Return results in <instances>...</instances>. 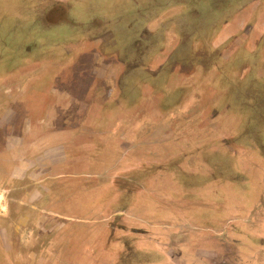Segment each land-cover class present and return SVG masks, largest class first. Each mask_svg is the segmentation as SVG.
Segmentation results:
<instances>
[{
	"label": "rangeland",
	"instance_id": "rangeland-1",
	"mask_svg": "<svg viewBox=\"0 0 264 264\" xmlns=\"http://www.w3.org/2000/svg\"><path fill=\"white\" fill-rule=\"evenodd\" d=\"M216 1L0 0V73L43 60L52 50L64 51L56 34L42 31V17H50L49 25H62L66 37L75 29L79 36L68 38L67 46L107 24L104 33L118 43H111L112 57L105 58L97 46L96 58L78 60L75 72L64 76L66 88L55 85L38 112L45 118L47 113L62 114L58 104L66 107L75 132L47 142L50 147L66 144L68 156L58 150L41 160L21 153L14 156L17 169L12 174L0 173L1 264H231L227 259L250 255L251 245L252 261L237 263L264 264V235L254 237V225L252 236L242 235V252L217 240L225 235L217 230L230 216L246 214L243 208L250 209L252 202L232 198L243 195L241 176H247L235 171L234 164L239 169L252 160L264 164V156L255 155L257 147L252 149V90L262 101L264 80L259 89L252 88L263 58H245L252 54L240 42H226L213 52L216 30L211 32L212 21L204 19L203 8ZM250 1L242 0L241 7ZM195 11L204 16L195 18ZM78 21H91V26H66ZM206 22L210 29L202 34L201 48L202 37L192 34L193 25L203 23L196 28L201 33ZM158 25L144 41L145 28ZM125 47L131 58L121 57L119 50ZM94 67L98 84L89 92L90 79L78 73ZM110 68L114 74L108 81L103 74ZM17 94L22 103L25 92ZM48 125L52 131L62 126L58 121ZM31 141L34 150L45 146ZM223 152L232 154L224 162ZM35 157L34 171L27 159ZM245 168L252 177L264 174V165ZM250 182L246 194L255 190L254 178ZM222 184L224 190L219 189ZM258 202L264 210V197ZM218 253L221 262L216 261Z\"/></svg>",
	"mask_w": 264,
	"mask_h": 264
},
{
	"label": "crops",
	"instance_id": "crops-1",
	"mask_svg": "<svg viewBox=\"0 0 264 264\" xmlns=\"http://www.w3.org/2000/svg\"><path fill=\"white\" fill-rule=\"evenodd\" d=\"M201 1V0H199ZM210 3L212 0H206ZM207 5L203 8L204 12L207 13L208 16L201 15L200 13H193L196 17L204 16V19L207 21L210 19L211 25V32L215 31V40L212 42L214 49L213 52H219V49L221 46H224L225 43L227 44H237L241 43V45L246 48V52L248 55L252 56H246L245 58L252 57V59H258L260 56L263 58V63L260 67V69L257 72V76L252 77V88L254 90L259 89L260 80H264V0H251L250 2H246L242 7V0H217L213 4ZM193 9V8H190ZM48 8L43 9L42 11L43 16L46 14ZM216 13V15H215ZM42 15V12H41ZM193 15V16H194ZM191 18V15H186L185 20L187 23V19ZM43 22H40V27L43 32L55 35L59 37L57 40V44L61 46V48L64 46V50L61 53H58L55 49V52L51 54H47L48 56H44L43 60H35L32 63L30 62L29 65L21 67V68H15L10 69L7 72L0 73V127L6 129L2 133H0V154L5 152V146L4 143H1V140L9 139L14 142L16 140L15 146L10 148L9 154L15 153L17 154H34L39 156V159L43 160V156H47L52 151H58L61 150L66 156H68V153H66V144L62 143L57 146L50 147L47 139L54 136H67L69 134H73L75 131H72L71 128L68 125L72 119L70 117H67L64 113L66 111V107L61 104V106L58 104L57 108L61 107L62 114L56 115V114H45V118H42L41 116H38V112L41 110V106L43 105V101H45V98L47 97V93L55 88L54 86L57 85V88L59 89L60 85L65 86L66 84L63 83L64 76L66 74H70L71 72H75V67H72L78 60L83 58H88L92 56V58H96L97 55V48L101 46L103 48V56L105 58L112 57L111 55V43L114 41L117 45L116 39L112 40L113 36L112 34H106L104 33V30H107V27H110L108 24L105 25V29H97L95 28L94 31L98 30V33H94L93 30H90V36L84 35L86 38L79 39L77 38L75 41L76 43H69L68 46L66 45L67 39L71 38L73 36H79L75 33V29L77 27H84L86 24L91 26L89 23L91 21H88L86 23L78 21L74 22L72 25H67L71 29H74L72 34L69 36H64L62 31L63 27L62 25H49V18L42 17ZM176 17L172 16L171 21L174 22ZM87 20V19H86ZM85 20V21H86ZM177 23L184 22L183 20L176 21ZM99 24V23H98ZM203 24V23H202ZM202 24H194V32L192 34H197V36H201L202 40L199 42L201 43L200 47H202V43L204 42L202 34H207L209 28V24L206 22L204 30L201 33H198L196 31V28L202 27ZM99 25H102L101 23ZM171 25V24H170ZM180 25V24H179ZM186 24V26H188ZM95 26V25H94ZM149 26V25H148ZM62 27V28H61ZM91 28V27H90ZM94 28V27H93ZM159 25L155 27L153 30L150 31L149 27L145 28V31L143 33L142 37L144 41L150 39V37L158 30ZM187 28V27H186ZM177 28L175 27V30ZM208 30V31H207ZM93 31V32H91ZM60 32V34H58ZM89 32V31H88ZM187 31L182 29L181 34L182 38L187 39ZM189 33L190 30L188 31ZM103 35V36H102ZM204 35V36H205ZM47 36V35H46ZM96 36H102L98 39H96ZM148 36V38L146 37ZM66 37V38H65ZM65 38V39H64ZM79 39V40H78ZM78 40V41H77ZM182 40V39H180ZM104 43V46L102 45ZM110 44V46H107ZM98 46V47H97ZM212 46V47H213ZM110 47V48H109ZM124 47V46H122ZM178 47V46H177ZM186 47V46H185ZM66 48V49H65ZM109 48V49H108ZM128 47L123 48L122 50H119L121 57L123 58H131L130 55H125ZM176 47L172 48L171 45L169 46V50L175 53ZM208 51L211 50V47L206 48ZM223 49V48H221ZM58 50V48H57ZM192 50V49H191ZM207 51V52H208ZM225 51V50H224ZM237 51V50H236ZM207 52H205L207 56ZM173 53H171V56ZM233 55V53H232ZM234 56V55H233ZM232 56V57H233ZM174 57V56H173ZM208 57V56H207ZM223 57L225 56V52L223 53ZM67 58H71L70 61H66ZM181 59V57H180ZM183 59V58H182ZM225 59V58H224ZM66 66H70L73 68V70L65 69ZM245 64H248L247 71L251 72L250 62L246 61ZM56 65V66H54ZM62 66V67H61ZM33 67H36L33 69ZM30 68V69H29ZM97 67H94L92 70L88 69L84 71H80L79 75L87 76L90 79V83L85 87L86 90L89 92H92L96 89V85L98 84L96 80L97 74H96ZM252 73H253V67H252ZM114 74V71L112 68L106 69L105 73L103 74V78L106 80L111 81V75ZM199 73H194V75H198ZM242 73H240L241 75ZM245 74V71L244 73ZM61 81V84L60 83ZM59 82V83H58ZM70 84V83H69ZM76 85V84H75ZM72 86V84H71ZM112 88V85H111ZM65 90V89H64ZM17 91H24L25 92V98L24 103L19 101V96L17 94ZM259 92H254L252 90V149H256L257 147V153L255 155L264 156V98L262 101L260 99H257ZM254 98L258 100V103L254 102ZM260 98V97H259ZM26 99V100H25ZM261 101V102H260ZM259 104V105H258ZM24 107L27 111H29L30 114H26L21 111L19 107ZM262 108V109H261ZM261 112H260V111ZM263 112V113H262ZM52 121H58L60 122L61 129L58 131L50 130L48 123ZM19 124V126H18ZM12 125V126H11ZM1 131V130H0ZM71 136V135H70ZM68 136V138H70ZM32 139L40 140V143L43 145L45 142V146L41 147L40 150L36 148V150L33 149V142ZM257 145V146H256ZM15 149V150H14ZM226 157L222 156V160L224 162L225 159L229 158L232 154L230 153H224ZM264 158V157H263ZM38 157H35L34 160L27 159L28 162L34 163L33 161L37 162ZM226 161V160H225ZM235 163V162H234ZM246 164V163H245ZM230 165V164H229ZM234 170L237 172H240L242 174H247V176L242 175L241 180L242 183L240 184L242 187V191L240 194L243 195H233L232 198L235 200L237 198L243 199L244 202H248V199L252 200L250 203V209L248 207H244L243 209L248 210L246 214L242 215H236V216H230L229 220L224 226L222 231L217 230L219 233H224V236H220V238L224 239V242H221L220 238L217 239L222 244L227 245H234L239 249L240 252L243 251V247L245 246L244 238H242V235L245 236H252V225L257 227L254 233V237H261L264 235V210L258 208L257 204H259V198L264 197V174L256 173L253 174L251 170L247 172L246 168L247 166H253L255 170H259L261 168L262 162L260 161H253L246 165L244 168L239 169L234 164ZM30 166V170H36L37 168L32 165ZM241 168V167H240ZM245 169V171H244ZM47 170V168L41 167V171ZM239 170V171H238ZM244 171V172H243ZM254 178L256 181V185H253L252 188L256 190V194L254 195L253 192L255 190L249 191V194H246L245 191V185L251 184L249 179V176ZM227 187L226 184L219 185V189H223ZM263 192L261 195H259V192ZM34 194V192L32 193ZM42 195V194H41ZM43 196V195H42ZM252 196L254 199H252ZM231 197V195H230ZM246 200V201H245ZM253 203V205H252ZM32 218V217H30ZM8 233V230H6ZM218 233V234H219ZM238 234V235H235ZM228 236H231L229 238ZM226 239V240H225ZM231 242V243H229ZM242 250V251H241ZM251 253H252V245L250 246ZM247 255L246 253H242L241 260L240 258L236 261L230 260L231 258L227 259L231 264H239L237 261H252V254ZM2 253L0 254V264L4 262L1 258ZM217 257L216 261L221 262L223 259V255L218 253V255H215ZM228 262V263H229ZM5 263V262H4ZM219 264V263H217Z\"/></svg>",
	"mask_w": 264,
	"mask_h": 264
},
{
	"label": "flooded vegetation",
	"instance_id": "flooded-vegetation-1",
	"mask_svg": "<svg viewBox=\"0 0 264 264\" xmlns=\"http://www.w3.org/2000/svg\"><path fill=\"white\" fill-rule=\"evenodd\" d=\"M0 130H1L0 133H2L6 129L0 127ZM1 143H4V146H5L4 148L6 151L3 152L2 154H0V173L6 175V173L9 172L12 174V172H14V170L17 169L16 162L14 160L15 159L14 156H16V154L15 153L9 154L8 152H9L10 148H12L14 146V143H13L12 139L11 140H9V139L1 140ZM12 214H15V213H12ZM12 214H10L9 217L14 219V215H12ZM11 243H13V242L10 239L9 244H11ZM1 253H2L1 258L3 260V259H5V254L2 252V249L0 246V254Z\"/></svg>",
	"mask_w": 264,
	"mask_h": 264
}]
</instances>
